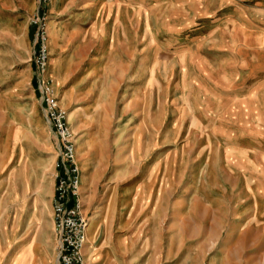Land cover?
<instances>
[{
    "label": "rangeland",
    "instance_id": "rangeland-1",
    "mask_svg": "<svg viewBox=\"0 0 264 264\" xmlns=\"http://www.w3.org/2000/svg\"><path fill=\"white\" fill-rule=\"evenodd\" d=\"M40 9L70 130L94 132L122 211L134 203L154 232L140 264H264V0H0V264H23L25 207L40 184L48 209L57 156L34 65ZM26 162L40 171L27 194Z\"/></svg>",
    "mask_w": 264,
    "mask_h": 264
},
{
    "label": "crops",
    "instance_id": "crops-1",
    "mask_svg": "<svg viewBox=\"0 0 264 264\" xmlns=\"http://www.w3.org/2000/svg\"><path fill=\"white\" fill-rule=\"evenodd\" d=\"M65 109L70 124V121L73 122L77 115L73 102H70ZM96 127L95 124L89 123L90 130ZM47 131L51 134L48 126ZM89 135L92 136L85 139L83 143L81 142L82 137H79L76 148L77 162L81 163L79 168L82 172L80 199L83 214L89 219L88 228H90L89 231L87 228L86 245L83 250L85 264H140L143 258L151 254L152 250H148L146 243L152 241L154 232H150V228L144 233L140 232L138 219L133 212L134 203H130L126 211H122L123 204L119 187L114 184V180L110 179L112 175L107 174L108 167L104 164V156H101L97 150L99 140L96 139L93 131ZM56 149L57 144H55V152ZM30 165L28 162L24 164L27 179L26 181L21 179L22 192L26 194L32 189L31 179L38 178L40 173L38 169L37 171L31 170ZM50 185L46 211L42 209L43 196L40 184L34 185V197L25 207L28 209L25 214L31 227L30 234L33 233V235L18 253L17 259L22 254L25 255L23 264H57V243L53 233L52 219L55 185L53 177ZM157 236H160L157 239L162 246L165 241L170 240L169 236H165L164 231Z\"/></svg>",
    "mask_w": 264,
    "mask_h": 264
},
{
    "label": "built area",
    "instance_id": "built-area-1",
    "mask_svg": "<svg viewBox=\"0 0 264 264\" xmlns=\"http://www.w3.org/2000/svg\"><path fill=\"white\" fill-rule=\"evenodd\" d=\"M51 0H39L46 6ZM35 27L34 65L40 89L43 113L57 140V156L53 165L54 197L52 203L53 233L57 243V264H85L88 219L80 199L81 172L77 162V136L68 125V115L60 108L49 79L46 15L40 9L31 21Z\"/></svg>",
    "mask_w": 264,
    "mask_h": 264
}]
</instances>
